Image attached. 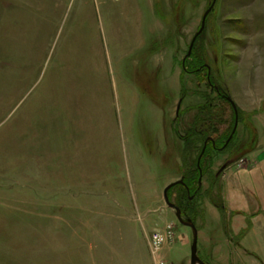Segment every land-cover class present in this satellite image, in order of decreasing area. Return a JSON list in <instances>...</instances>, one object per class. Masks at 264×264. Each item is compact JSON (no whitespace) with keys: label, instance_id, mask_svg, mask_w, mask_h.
<instances>
[{"label":"rangeland","instance_id":"1","mask_svg":"<svg viewBox=\"0 0 264 264\" xmlns=\"http://www.w3.org/2000/svg\"><path fill=\"white\" fill-rule=\"evenodd\" d=\"M212 1L0 0V264H155L156 232L192 264L178 180L206 264H264V0H217L187 55Z\"/></svg>","mask_w":264,"mask_h":264},{"label":"water","instance_id":"2","mask_svg":"<svg viewBox=\"0 0 264 264\" xmlns=\"http://www.w3.org/2000/svg\"><path fill=\"white\" fill-rule=\"evenodd\" d=\"M216 1L217 0H213L211 5L209 6V8L205 11L204 15H203V18H202V23H201V27L200 29L198 30V32L196 33V35L194 36L192 42H191V45L189 47V52L187 55H190L191 53V50H192V47H193V43L196 39V37L203 31V29L205 28V25H206V21H207V17L208 15L210 14V12L213 10L215 4H216ZM227 100L231 103L235 113H236V117H237V120H238V115H239V111L237 109V105L235 104V102L233 101V99L231 97H226ZM180 106V105H179ZM236 120V125L234 127V130L232 132V135L236 132V129H237V124H238V121ZM232 137H230L227 141V143L229 142V140L231 139ZM205 151V147L203 149V151L201 152L200 156H199V159H198V166L200 167V161H201V157L203 155ZM225 167V166H224ZM202 172V171H201ZM202 177V175H201ZM201 181V179H200ZM183 183V180H178L176 182H173L171 184H169L165 190H164V197H165V201L166 203L171 207V208H174L176 210V214H177V217L179 219V221L184 224V225H187L189 227L192 228L193 230V242H192V250H191V262L192 264H196V263H199V264H206L199 256H198V239H199V235H198V229L195 225V223L193 222V220L189 219L188 221H185L183 220V217H182V214H181V209L176 206L174 203H172L169 199V195H168V192L169 190L176 184H182Z\"/></svg>","mask_w":264,"mask_h":264},{"label":"trees","instance_id":"3","mask_svg":"<svg viewBox=\"0 0 264 264\" xmlns=\"http://www.w3.org/2000/svg\"><path fill=\"white\" fill-rule=\"evenodd\" d=\"M192 56H193V64H194V66H200V67H204V66H206L204 63H205V61H206V58H205V56H204V53H203V50H202V48H200V49H197L196 48V50H193L192 51ZM220 90H221V88H219ZM219 89L217 90V93H219V96H220V91H219ZM221 98H223L222 97V95L220 96ZM234 110V109H233ZM235 113V112H234ZM239 114H243V113H241L240 111H239ZM234 117H235V115H234ZM234 128V127H233ZM233 128L232 129H230L229 130V132H227V133H224L223 135H221L220 137H219V139H217V144L218 143H223V144H225V141H226V139L230 136V134L232 133V131H233ZM194 131H195V129H194ZM195 133V132H194ZM192 134L194 137L196 136V135H199L200 137H202L203 136V132L201 131V132H196L195 134ZM235 134H236V132H235ZM234 134V135H235ZM234 135H233V138H234ZM232 138V139H233ZM232 139L230 140V142L232 141ZM230 142L228 143V145L230 144ZM190 144H194L195 145V142L194 141H191L190 142ZM227 145V146H228ZM203 149H204V145H203V147L201 148V151H200V153H199V155L198 156H200V154H201V152L203 151ZM209 151V148H208V146L205 148V151H204V153H203V155H202V158H203V156H205V155H207V152ZM202 158H201V161H200V167L202 168V166H201V164H202ZM198 159V158H197ZM203 169V168H202ZM203 172H204V170H203ZM199 177V168H198V166H197V160H196V164L195 163H193V164H191L190 165V167H189V171L186 173V176H185V178H186V182L184 183L187 187H189L190 189H192V187H193V182L197 179ZM183 184V183H182ZM195 197V196H194Z\"/></svg>","mask_w":264,"mask_h":264},{"label":"built area","instance_id":"4","mask_svg":"<svg viewBox=\"0 0 264 264\" xmlns=\"http://www.w3.org/2000/svg\"><path fill=\"white\" fill-rule=\"evenodd\" d=\"M150 240L151 252L153 258L155 259V264H170L168 259L162 254L166 237L163 234L156 232L152 235V238Z\"/></svg>","mask_w":264,"mask_h":264},{"label":"flooded vegetation","instance_id":"5","mask_svg":"<svg viewBox=\"0 0 264 264\" xmlns=\"http://www.w3.org/2000/svg\"><path fill=\"white\" fill-rule=\"evenodd\" d=\"M180 108V106H178V109ZM239 123V122H238ZM235 125H236V123H235ZM235 125H234V127H235ZM238 125V124H237ZM233 130H234V128H233ZM233 132V131H232ZM235 134V133H234ZM233 134V135H234ZM233 135H232V133L230 134V136L226 139V141H225V143L226 144H228L229 142H230V140L233 138ZM230 137H232L230 140H229V142L227 143V141H228V139L230 138ZM211 143V145L215 148V149H221V147L220 148H218L219 146L217 145V142L213 139V138H211V137H208L206 140H205V144H204V147L206 148L209 144ZM226 144H224V145H226ZM202 158V157H201ZM198 159H199V156H198ZM198 159H197V166H198ZM198 168H199V174H201L200 172L202 171V173H203V169L201 168V167H199L198 166ZM188 189H189V187H188ZM190 190V189H189Z\"/></svg>","mask_w":264,"mask_h":264}]
</instances>
